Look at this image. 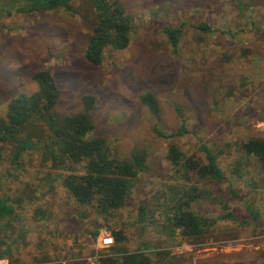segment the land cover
Listing matches in <instances>:
<instances>
[{
  "label": "rangeland",
  "instance_id": "obj_1",
  "mask_svg": "<svg viewBox=\"0 0 264 264\" xmlns=\"http://www.w3.org/2000/svg\"><path fill=\"white\" fill-rule=\"evenodd\" d=\"M112 1L133 19L131 43L107 49L93 66L85 60L91 0L75 1L76 14L22 13V0H0V115L20 94L35 93L33 76L48 70L61 91L58 119L82 112L83 97L94 95L91 137L105 139L112 157L146 156L125 207L102 215L95 205L77 204L64 187V176L84 174L85 164L55 161L43 122L31 130L44 131L34 137L39 148L19 163L14 145L3 146L0 195L12 199L18 216L6 223L13 252L0 264H100L115 255L113 231L127 237L126 251L167 252L178 264H264V172L241 149L248 139H264V0ZM167 26L183 30L177 51ZM147 93L157 99L159 117L142 103ZM182 127L187 134L170 137ZM173 144L186 157L207 145L225 179L201 181L170 164ZM195 187L204 196L193 209L217 222L199 238L171 237L167 215ZM227 213L234 219L222 218ZM104 237L113 244L106 246Z\"/></svg>",
  "mask_w": 264,
  "mask_h": 264
},
{
  "label": "trees",
  "instance_id": "obj_2",
  "mask_svg": "<svg viewBox=\"0 0 264 264\" xmlns=\"http://www.w3.org/2000/svg\"><path fill=\"white\" fill-rule=\"evenodd\" d=\"M75 1L77 0H22L19 11L34 14L64 10L76 14ZM91 4L94 9L90 18L93 30L88 37L85 60L93 66H100L107 49L125 50L129 47L134 23L118 1L91 0ZM197 28L212 31L207 24H200ZM164 33L173 50L177 51L183 34L182 28L167 26ZM33 80L38 85L37 91L32 95L20 94L9 103L7 111L0 115V151L5 145H14V157L19 163L28 151L39 148L40 141L35 142L34 137L40 135L42 138L44 131L36 133L31 130L38 129V123L43 122L51 139L50 150L55 161L68 160L85 164L84 174H69L63 178L64 187L76 203L83 207L95 205L97 212L102 215L123 209L136 185L138 175L146 169V156L134 154L129 160L112 157L105 139L91 137L94 125L90 112L96 106V96L83 97L82 112L58 119L55 108L61 91L54 77L48 70H41L33 76ZM141 101L156 117L160 116L159 103L154 95L147 93L142 96ZM154 132L160 137H166L156 127ZM187 133V129L182 127L170 137ZM241 149L247 156L256 157L264 172V139H248L242 143ZM167 158L170 164L182 167L192 178L201 181L225 179L217 156L205 144H201L199 152L190 157H186L180 147L173 144L168 150ZM203 196L204 191L196 187L183 194L173 211L167 215V228L171 237L180 232L183 238L189 240L199 238L216 224L217 220L200 216L192 207ZM17 209L9 196L0 195V261L9 259L13 252V247L7 243L4 235L6 223L17 218ZM139 212V220L144 223L147 219L146 208L140 207ZM252 212L255 219H258L259 214L255 210ZM222 218L234 219V215L227 213ZM113 236L116 245L111 251L120 256H109L102 259L100 264H178L167 252L152 255L141 250L126 251L122 247L127 240L124 233L113 231Z\"/></svg>",
  "mask_w": 264,
  "mask_h": 264
},
{
  "label": "built area",
  "instance_id": "obj_3",
  "mask_svg": "<svg viewBox=\"0 0 264 264\" xmlns=\"http://www.w3.org/2000/svg\"><path fill=\"white\" fill-rule=\"evenodd\" d=\"M103 242L106 246H110L113 244V239L112 238H108V237H104Z\"/></svg>",
  "mask_w": 264,
  "mask_h": 264
}]
</instances>
